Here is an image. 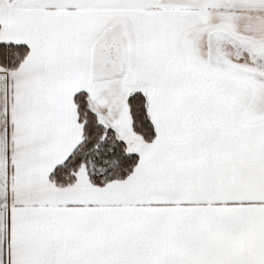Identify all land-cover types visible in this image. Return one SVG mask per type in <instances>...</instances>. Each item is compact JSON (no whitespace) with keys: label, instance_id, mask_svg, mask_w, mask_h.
I'll return each instance as SVG.
<instances>
[{"label":"snow or ice","instance_id":"snow-or-ice-1","mask_svg":"<svg viewBox=\"0 0 264 264\" xmlns=\"http://www.w3.org/2000/svg\"><path fill=\"white\" fill-rule=\"evenodd\" d=\"M0 264H264V0H0Z\"/></svg>","mask_w":264,"mask_h":264}]
</instances>
